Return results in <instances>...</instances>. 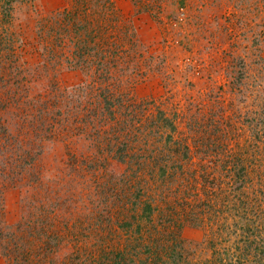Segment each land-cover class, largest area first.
I'll list each match as a JSON object with an SVG mask.
<instances>
[{
  "label": "rangeland",
  "instance_id": "rangeland-1",
  "mask_svg": "<svg viewBox=\"0 0 264 264\" xmlns=\"http://www.w3.org/2000/svg\"><path fill=\"white\" fill-rule=\"evenodd\" d=\"M69 2L14 0L12 9H8L6 0H0V54L3 51L2 56H8L5 64H1L4 59H0V125L7 130L1 135L0 148L29 140L39 144L38 136L26 121L30 113L26 111L28 107L25 109V102L32 103L37 94L47 97L52 79L57 80L61 88L72 83L86 87L85 91L63 98L59 108L64 125L60 120L55 121V128L44 135L43 152L35 158L19 161L23 167L12 160L17 147L8 149L3 156L0 154V264H17L16 255L6 243L13 244L17 240L15 233L22 235L20 222L35 212L39 213L34 216H41L42 232L45 228L53 233L57 228L63 234L58 246L39 254L40 264H64L73 255L80 256L84 245L90 243L88 238L96 241L98 233L93 225V214L103 206L96 197L97 186L113 179L117 184L132 180L131 188H136L138 178L148 176L143 169L137 173L135 169L127 171L129 164L125 160H132L133 152L142 148L150 150L147 157L156 156L162 138L156 128H151L150 121L147 130L143 129L141 121L146 122L145 116H155L158 110L164 109L177 120L181 134H175V138L186 137L193 151L199 153L190 163H185L186 170H195L196 177L201 172L199 167L206 165L210 158L223 163L238 154L237 143L245 144L247 139L246 144L251 145L261 139L262 154L248 159L254 162L253 171L257 170L253 174L254 189L258 191L254 206L264 229V194L261 193L264 178L258 176V173L264 176V113L261 105L253 101L255 94L259 96L264 92V84L255 87L249 79V90L239 86L242 79L236 77L231 67L236 63V52L242 47L263 48L264 56V0H111V6L106 5L108 13L114 17L111 16L109 30L125 37L128 61L133 57L135 62L120 63L114 70L102 74L98 71L99 75H94L95 69L89 73L86 69H70L68 60L72 58V50L68 39L46 32L52 21L43 18H51ZM7 19L9 21H5ZM6 38H14L13 44H8ZM253 58L260 59L255 56L247 59L253 61ZM252 72L256 74L255 70ZM13 96L24 100L14 102ZM4 100L8 105L1 108ZM40 115L34 111L31 117L48 120V115ZM64 116H67L65 123ZM248 116L252 119L246 122ZM122 122L129 132L120 130ZM199 124L202 131L197 130ZM203 137L215 143L216 153L224 149L223 153L207 152L208 144L198 143L208 142ZM125 140L134 147L133 152L121 147ZM21 168L20 174H11L13 169ZM184 178L185 184H177L178 194L187 193L185 199L190 203L178 205L176 201L175 205L184 212L193 209L198 219L193 224L187 223L183 212L180 219L175 218L178 225L183 224L181 236L185 247L192 251H189L191 264H228L229 260L238 259L239 255L233 252L238 238L259 242L254 243V251L251 250L246 263L264 264V238L259 237L262 230H254L257 239L250 237L253 234L242 232L239 225H234L236 211L227 209L240 208L239 192L234 191L236 183L225 177L204 189L200 180H187L185 174ZM129 188L126 185L127 192L132 191ZM145 190L148 192V187ZM188 194L198 195L194 198ZM228 194L236 195L235 199L229 197L232 200L229 205ZM158 203L161 205L160 201ZM56 204L59 205L55 207ZM157 214L154 219L161 228ZM65 221L72 232L78 231L77 238L71 236L72 232L69 234L70 230L67 232ZM173 227L170 226L171 230ZM80 228L82 234H79ZM36 235L40 238L38 245L47 238L44 232ZM254 253L259 258L254 257ZM84 261L82 264H96Z\"/></svg>",
  "mask_w": 264,
  "mask_h": 264
},
{
  "label": "trees",
  "instance_id": "trees-1",
  "mask_svg": "<svg viewBox=\"0 0 264 264\" xmlns=\"http://www.w3.org/2000/svg\"><path fill=\"white\" fill-rule=\"evenodd\" d=\"M12 1L14 0H6V4L9 7L8 9H12ZM69 1L67 7L52 14L51 18L46 17L43 19L52 21L50 30L46 32H55L58 35L57 38L65 36V39H68V47L72 50V58L68 60L70 69H86L87 73L95 69L94 75H99L98 71L102 74L111 69L114 70L113 67L118 66L120 63L126 64L135 62L133 57L128 61L129 51L124 44L125 37L122 34H113L109 30V23L111 22L112 15L108 13V7H106V5L110 4L111 6V0ZM7 6H5L6 9ZM112 18L114 19L113 16ZM5 21L9 20L7 19ZM42 27L45 31L44 23H42ZM6 39L8 44H13L14 38L12 40H10L11 38ZM262 49L263 48H255V50H252L246 47L240 48L239 52H236L238 53L236 56V63H232L231 65L236 73V77L242 79L240 83H238L239 86H246L247 90H249V79L255 87L264 84V56L262 55ZM2 52L0 54V59L4 60L1 61V64H5L8 62V56H2ZM254 56L260 59L254 60L253 58V61L247 59ZM254 63L255 65L253 66ZM252 70H255L256 74H253ZM95 78L98 80L100 79L98 77ZM7 85L9 86V83H7ZM66 85L67 86L63 85V88H61L57 80L52 79L49 83L48 91H46L48 94L45 96L47 97H43L42 94H37L38 97L34 99L32 103L25 102V109L28 107L26 111L28 114L30 113L29 120L26 121L30 124V128L34 130L35 135L38 136L39 144L30 142L29 140V142H14L9 146L2 145L3 148H0V154L2 156L8 149L13 150L14 147H17L18 151L13 156L12 160H16L18 166L23 167V164H20L21 162L19 163V161H24L28 157L35 158L36 155L43 152V148H45L43 146L45 141L44 135L55 128V121L59 122L60 120V124H62L63 117L59 105L62 106L63 98L68 95L76 94L80 90H86V87L81 84L72 83ZM88 86L91 85L88 84ZM33 97L35 98V96ZM241 97L242 94L239 98ZM255 97L253 101H255L257 106L261 105V111L264 113V92L261 91L259 96L255 94ZM29 98L31 99V97ZM117 98L120 99L121 96ZM22 100H24V98L12 97V101L14 102ZM4 102L5 100L1 101V108L5 105L7 107L8 103ZM247 104L250 105L249 100ZM141 109L144 110V107ZM34 111H38L41 115H48V120L33 119L31 116ZM145 117L146 122L141 121L143 129L147 130L149 128L148 122L150 121L153 125L151 128H156V133L160 135L163 141L157 148L156 156L147 157V152L150 150H146L145 148H142L140 151L136 150L134 153V147L131 146L127 140L124 141L121 147H123L124 150L133 152L132 160H125V162L129 164L127 171H129V169H135L137 173L140 169H143L148 176L141 179L138 178L136 188H131L134 185L132 184V180L118 181L117 184L116 180L108 179L102 184L96 185V197L99 203L103 205L102 208H99L98 211L93 214V218L95 219L93 225L98 233V237L94 242L91 238H88L90 243L84 245V248L80 251V256L78 254L73 255L74 257H72L71 260H67L64 264H82L86 259L96 264H191L192 257L190 256V252L192 251L185 247L181 236L183 224L178 225V221L176 220V218H179L182 214L181 212L184 213L182 217H184V221L187 223L193 224V221L198 219V215H196L193 209L192 211L184 212L178 207V205H183L185 203V205H187V203H190L185 199L187 193H184L182 196L178 194L179 189L177 188V184H185L184 174L187 180H195L196 182L200 180L201 187L204 189L209 188L207 185H211L212 187L216 182L220 183L222 178L230 177L231 180L236 183V190L234 191L238 190L239 192L237 197L239 198L238 204L240 208L226 206L228 210L236 211L234 216L237 218V221L234 225L237 227L239 225V229L242 232L251 233L253 235L250 237L256 239L258 236L254 234V230L261 229L262 231L260 232H262V234L259 237L264 238V229L260 226L259 222L260 214L255 210L254 206L256 193H258V191L254 189L253 181H255V177H253V174L255 175V171L257 172V170L254 169L253 171L252 164H254V162L250 163L251 161L248 159L250 156L259 158L260 154H262L259 149V144L261 142L259 136V139H256V142L251 145L246 144V142H249L247 139L244 141L245 144L243 142L237 143L235 146L237 147L236 151L238 154L232 157L231 160L227 159L223 163H218L210 158L206 165H201L199 167L201 172H199V176L196 177L195 170H186L185 163H190L191 159H193L195 155H199V153L193 151L186 137L175 138V134H181L177 120H175V115L170 114L164 109L158 110L155 116L151 114ZM250 118L251 116H248L245 121L248 122ZM66 121L67 116H64V123ZM1 126H3V124L0 125V138L1 135L7 132L6 128ZM121 127L120 130L122 132H129L128 126L125 127L123 122ZM201 127L202 124H199L197 130L202 131L200 129ZM207 130L208 128L205 126V133ZM215 131L214 129L213 132ZM203 138L208 142L201 140V142L198 143H207L210 147L207 152L217 155L223 153L224 149L216 153L218 148H215L213 145L215 144L214 142L209 141V137ZM6 144H8V142ZM74 168L75 166L73 165L72 169ZM22 169L23 168L18 171L13 169L11 174L13 175L14 172L20 174L18 172H22ZM258 176L260 179L264 178L261 173H258ZM158 181L160 183L156 185ZM126 185H129L132 191L127 192ZM146 187H148V192L145 190ZM204 192H208V190H204ZM261 193L264 194V189L261 190ZM118 195L120 197H118ZM197 195L198 194H188L187 196L195 198ZM230 196L233 199L236 197V195L228 194L227 200L229 202L227 205L232 201L229 199ZM168 197H171L172 201ZM92 199L94 200V197H92ZM180 199H182V202H180ZM64 201L66 203L68 202V204L72 203L70 199H64ZM159 201L161 205L158 203ZM175 202L178 205H175ZM58 205L59 204H56L55 207ZM36 213L39 212L32 213L25 221L20 222L19 228L23 229L20 231L22 235L19 236V232L15 233V236H13L16 237L17 240H14L13 244L6 243L7 247L11 249V253L16 255L15 259L17 264H40L41 260L39 261V254L45 250L50 251L53 246L56 247L62 242L60 236H63V234H60V230L56 228L53 229V233H48V230L44 228L43 232L47 235V238L43 243L38 245L40 238H38L36 233L42 234L43 232L39 226V223L42 221L40 219L41 216H34ZM56 213H59V211H56ZM156 213H158L157 218L159 222L162 223H160L162 225L161 228L158 227L154 219ZM55 216L58 218L56 214ZM67 222L65 221V223H63L64 225L66 224V230L68 232L72 228L67 226L69 225ZM195 225L198 224L195 223ZM170 226L173 227L172 230ZM74 228L77 229L76 227ZM86 228L89 230L88 227ZM118 230H121L122 234H119ZM25 232H28V234L26 235ZM71 232L72 230L69 231V234ZM82 232L83 229L80 228L79 234H82ZM77 234L78 231L77 233L73 231L71 236L77 238ZM90 234L93 236L91 231ZM27 237L31 238L27 239ZM103 242H107L106 245H104ZM256 242L257 241L251 240L250 238L246 240H239L238 238V240L234 242L233 252L235 254L237 253L239 258L236 260H229L228 264H247V259L249 260L252 254L251 250L254 251V243ZM7 247L4 246L5 249H7ZM253 256L259 258L255 253ZM18 258H21V261Z\"/></svg>",
  "mask_w": 264,
  "mask_h": 264
}]
</instances>
